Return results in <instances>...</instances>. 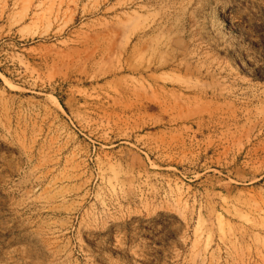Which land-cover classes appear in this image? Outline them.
Instances as JSON below:
<instances>
[{
	"label": "rangeland",
	"instance_id": "obj_1",
	"mask_svg": "<svg viewBox=\"0 0 264 264\" xmlns=\"http://www.w3.org/2000/svg\"><path fill=\"white\" fill-rule=\"evenodd\" d=\"M0 264H264V0H0Z\"/></svg>",
	"mask_w": 264,
	"mask_h": 264
}]
</instances>
